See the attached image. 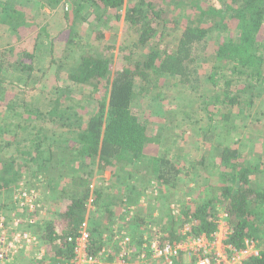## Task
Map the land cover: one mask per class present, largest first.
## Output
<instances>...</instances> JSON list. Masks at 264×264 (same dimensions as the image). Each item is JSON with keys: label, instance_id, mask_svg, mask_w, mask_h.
<instances>
[{"label": "trees", "instance_id": "trees-1", "mask_svg": "<svg viewBox=\"0 0 264 264\" xmlns=\"http://www.w3.org/2000/svg\"><path fill=\"white\" fill-rule=\"evenodd\" d=\"M61 1L66 28L50 38L47 23L39 27L34 18L23 13L24 5L0 0V57L5 51L10 52V59L7 56L3 61L5 68L13 67L19 72L27 69L30 79L33 60L41 50L38 45L42 44L50 62L59 58V65H69L65 70L69 80L76 83L82 95H87L88 103L95 102L85 118L78 110L82 104L65 97L67 90L54 85V92L47 90L52 95L50 105L40 110L22 93L26 85L3 78L4 65L0 64V152L14 143L28 141L38 148L36 141L44 131L58 132L52 133L56 138H51L54 150L47 154L54 165H40L38 161L44 160L40 159V152L28 160L18 155L0 157V189L21 181L36 186L41 176L37 168L53 179V168L61 167L55 162L68 160L73 167L70 182L63 186L60 181L66 169L57 176L59 183L53 185L58 196L52 207L56 210L54 218L40 227L53 258L70 255L71 245L66 237L75 234L85 221L86 203L91 199L95 207L103 205L99 190L91 189L84 176L75 174L91 164L99 170L117 165L122 171L131 164L132 173L154 178L159 187L196 166L203 173L206 168L218 170L207 175L209 184L199 186L200 190H212L210 197L183 204L179 221L191 219L196 235L210 233L215 230L219 206L228 214L232 227L230 242L241 247L246 237L264 239V155L262 160L258 155L257 161H250L251 154L243 150H251L248 147L254 145L241 144L243 139H263L260 133L248 130L258 118L251 121L243 109L249 111L264 104V0H49L51 8L55 9ZM41 15L45 16L43 10ZM108 16L122 21L125 27L127 43L118 47L122 63H115L111 52L108 55L114 45H106L101 52L93 50L92 42H83L79 34V26L90 19L103 18L106 23ZM98 36L103 37V32ZM76 52L78 57L74 56ZM205 59L211 60L206 78L215 88L212 92L208 89L210 96L195 95L200 100L196 108L186 107L181 112L197 131L194 143L200 150L195 147L192 158L184 146H179V154L173 157L165 150L149 154L147 145L159 142L163 127H157L150 136L149 124L139 119L133 107L142 101V92L152 93L167 80L197 87V69ZM51 72L56 79L57 70L49 69L37 76L31 89L43 92L42 86L49 77L46 75ZM211 104L213 108L209 107ZM196 112L204 114L197 117ZM258 112L264 115L261 107ZM245 116L248 121L242 119ZM47 123L51 124L49 129ZM17 151L31 154L29 148H16ZM32 166L28 181L24 171ZM126 183L132 186L129 181ZM110 213L107 211V221ZM121 217L118 211L113 216ZM175 223L179 224L178 220ZM250 264H264V254Z\"/></svg>", "mask_w": 264, "mask_h": 264}, {"label": "rangeland", "instance_id": "rangeland-1", "mask_svg": "<svg viewBox=\"0 0 264 264\" xmlns=\"http://www.w3.org/2000/svg\"><path fill=\"white\" fill-rule=\"evenodd\" d=\"M3 1H10L16 5H24L25 7L23 9V13L28 15L27 17L29 19L34 18L39 27L47 23V30L53 33L52 37L57 36L62 30L65 31L67 23H65L63 20L62 9L60 8V5L63 1H61L55 9L51 8V3H49V0ZM42 5L45 6L42 7ZM42 10L45 12V16L43 18L41 15ZM107 20L109 21L104 23L103 18L90 19L88 23L79 26V34L83 42L86 40L92 42L90 45L92 46L91 48L93 50L97 49L101 52L102 50L104 51L106 45H114L109 51L108 55L111 52L113 61L115 63H122L123 60L119 56L118 47L122 43H127L128 40L125 35L124 24L122 21L114 20L112 16H108ZM49 22L50 25H48ZM99 32H103L104 36H98ZM65 33L66 32H63V35H65ZM59 43H61V41ZM38 48L41 50L37 52L39 53V57L36 58V61L34 62L33 60V71L31 74L32 77L30 79H27V69H25L23 72H19L13 67L6 69L4 64V66L2 65L3 78L15 82L16 84H20L21 86L26 85L25 88L21 89V91H23L22 93L26 99L29 100L30 104H33V107L40 108V110H46V107L50 105L49 102L52 101V95L48 93L47 90H53L52 88L54 85L65 88L67 90L65 97H70L74 101L78 100L76 102L82 104V107L78 108L79 112L84 115L85 118L88 117V115H90L93 110V106H95V102L92 101L88 103L86 101L89 99L87 95H82V92L80 93L77 90L76 83H73L71 80H69L66 74L67 71H65L69 65L65 67L59 65L61 62V59L59 58L55 59L53 62H50V57L47 55L48 52H45L48 57L47 60L46 58L43 60V50H45V47H43L42 44H39ZM5 52L3 53V56L0 57V64H2L1 61L7 60V56L9 57L10 52ZM74 56L78 57V52H76ZM211 65V60L205 59L202 66H198L197 75L200 76V82L197 87H194L193 84H180L179 82L174 81L175 79H171L170 81L167 80L168 83L165 85L153 89L152 93L142 92V101L139 103V105H135L136 107H133L134 111H136L141 121L149 124L150 131H148V134L150 136L154 134V130L159 126L163 127L162 131H164L162 137L158 139L159 142H152V144L147 145L146 151L149 154L154 155L165 150L170 154V157H173L174 155L179 154V146L186 147L190 158H192V156L195 154L194 148H198L194 143L197 138V131L190 124L189 118L186 119V115L181 114V112H183L186 107L196 108L195 106L200 102V100H197L195 95L198 96L201 93L202 96L209 95L208 89H210V92H212V90L215 88L213 84H209L206 78ZM49 69L57 70L58 75L57 77L55 75L56 79H54L53 72H51L49 75H46L49 77H47L46 82L42 86L45 91L43 90L42 92L40 90H32V86L37 83V76ZM223 72L228 74L225 70H223ZM54 91L55 90L52 92ZM157 92L160 93L159 96L154 95V93ZM98 95H100V93H98ZM209 107L213 108V104H211ZM259 107L264 110L263 103H260L259 106H253L249 111L243 109V112L251 121H254L255 118H258L257 122L254 121L255 126H250L248 130L253 134L260 133L261 138H263L261 141L259 138L248 142L245 141V139L242 140L241 144L247 143V146L254 145L252 146L253 148L248 147V149L251 150H243L244 152L252 154V156L250 155L249 158L250 161H253L256 158V151L259 148V145L257 144L264 145V115L259 114ZM244 113H242V115ZM196 114L198 117L202 116L204 112H196ZM242 119L248 121L247 117ZM205 120H207V116ZM46 127L49 129L51 124L47 123ZM53 132L58 134V132L51 131L50 129L48 132L44 131L43 134L41 133V137H43L36 141L39 145L38 148L36 147L37 144L34 145L29 141L26 143L22 142L20 144L14 143L12 146L2 148L0 157L18 155L22 160H28V157L31 158V156H34L37 154V152H40V154H42L40 159H44L42 163L38 161L40 165H54V162H51L47 155L49 150H54L53 145H51V143L54 142L51 138H55L52 135ZM31 137L33 136L31 135ZM16 148L23 150H27L29 148L31 150V154H19L18 151L15 153ZM198 149L200 150V148ZM181 159L183 160L181 162L185 164L187 163L185 159ZM67 162L68 160L62 163L55 162V165H59L61 167L60 169L58 167L53 168L55 171L50 174L54 177L53 179H48L49 177L44 176L37 168V174L41 176H39L40 180L36 186L30 185L29 182L21 181L20 184L10 185L4 189H0V208L4 215L9 217L11 212H18L16 208L17 205L14 202L15 197L19 196L20 192L22 191L21 188L29 187L30 189H33L32 191L34 192L35 196H39V204H42L43 212L40 214L38 210L39 208L36 207V211H34V209L27 210L25 215H31L32 212H35V216H39V218H41L49 210L47 213L48 218L46 219L54 218V211L56 210L54 208L52 209V207L54 206L56 200H58V196L56 195L57 190L53 191L54 182L55 184H57L56 182L59 183L60 177L57 178V176L65 169L66 171L62 172L64 174L61 176L62 179L60 181V185L63 186V183L70 182L73 174V167H70ZM32 168L33 166L30 169L27 168L24 171V178L28 179V181L30 179L29 175H31L30 172ZM133 168L134 167L131 164H127L124 166L123 171L120 167H117V165L99 170L95 165L91 164V166H86L75 171V174L84 176V179L86 178L88 180V184L91 189L96 188L99 190L101 196L99 202H102L103 205H97L91 214L85 209V214L88 216V224L93 226V228L100 227L101 233L109 232L115 212H119L124 203H128L130 200L132 201L130 202L131 204L138 205L134 206L137 210L136 213L139 212L138 215L136 214L134 221L131 220L130 223H128L127 230H130L132 234L137 232V226L142 224L141 222L144 221L156 222L161 220L163 221V224L166 223L168 227H171L173 225L171 222L172 216H170L171 208L173 210V208H176V205H179L180 208L181 206H185L183 204H186V202L189 201L186 199V197L194 200H203L204 198L210 197L212 190H207V188L200 190L199 186L209 184V178L207 175L210 176L211 174H214L218 171L217 170L214 172L212 169L206 168L205 173H203L204 170L196 166L189 172L183 170L177 174L175 179H172L169 184L159 187L158 185L160 184H158L154 178L149 179L148 176L145 177L144 174L140 172L132 173L131 171ZM146 171L147 170L144 172ZM126 181H129L132 186L129 187V184L126 183ZM71 185L72 183H70L68 186ZM121 199H126L128 201L122 202ZM51 209L53 211H51ZM217 209L219 210L220 207L218 206ZM107 211H111V217H109L108 221L106 220ZM174 225L176 226L175 222ZM259 244L264 249V239H261Z\"/></svg>", "mask_w": 264, "mask_h": 264}, {"label": "built area", "instance_id": "built-area-1", "mask_svg": "<svg viewBox=\"0 0 264 264\" xmlns=\"http://www.w3.org/2000/svg\"><path fill=\"white\" fill-rule=\"evenodd\" d=\"M21 190L22 194L14 200L18 212L6 217L0 208V264H250L251 260L262 259L264 254L256 238H244L241 247L229 241L232 227L223 209L218 210L215 230L210 233L194 234L195 223L191 219L180 222L181 208L176 205L171 208V227L161 220L144 221L132 234L127 230L128 223L139 212L136 213L135 207L138 205L128 202L119 210L122 217L112 221L99 244L96 227L88 224L85 214L77 232L66 237L71 245L70 255L53 258L40 229L49 210L41 218L35 212L25 215L27 210L36 211V207L41 214L43 208L33 189ZM85 206L90 214L95 210L91 199ZM177 220L179 224L175 226Z\"/></svg>", "mask_w": 264, "mask_h": 264}, {"label": "crops", "instance_id": "crops-1", "mask_svg": "<svg viewBox=\"0 0 264 264\" xmlns=\"http://www.w3.org/2000/svg\"><path fill=\"white\" fill-rule=\"evenodd\" d=\"M53 35V33L52 32H49V37L51 38V36ZM48 55V54H47ZM47 55H46V53H44V55H43V60L46 58V60H47ZM0 56H1V54H0ZM37 57H39V53H37L36 54V58ZM2 64H3V61H2ZM257 145H259V148H258V150L256 151V158L258 157V155H259V159L260 160H262V157H263V155H264V153L262 154V151H263V148H264V145H260V144H257ZM246 153H248V152H246ZM250 154V153H249ZM251 156H252V154H251ZM255 158V160L257 161V159ZM264 160V159H263ZM100 229V230H99ZM95 237L97 238L96 239V243H98L99 244V242H101V238H102V235L103 234H105V233H101V228L100 227H96V229H95ZM260 241V240H259ZM258 245H259V247L264 251V249L262 248V246L259 244V242H258Z\"/></svg>", "mask_w": 264, "mask_h": 264}]
</instances>
